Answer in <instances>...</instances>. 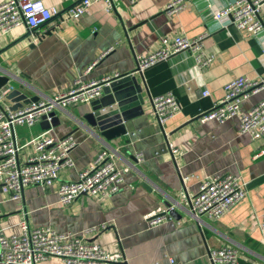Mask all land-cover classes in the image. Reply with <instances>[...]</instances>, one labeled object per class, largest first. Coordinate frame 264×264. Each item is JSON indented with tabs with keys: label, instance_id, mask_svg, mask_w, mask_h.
<instances>
[{
	"label": "crops",
	"instance_id": "crops-1",
	"mask_svg": "<svg viewBox=\"0 0 264 264\" xmlns=\"http://www.w3.org/2000/svg\"><path fill=\"white\" fill-rule=\"evenodd\" d=\"M43 1L59 9L58 15L30 39L0 53V73L9 74L14 87L38 100L67 91L78 78L91 81L129 73L142 88L141 98L126 110V134L109 142L86 124L83 116L91 111L90 103L81 100L57 110L56 124L48 119L17 126L20 142L44 131L71 136L76 142L70 152L73 165L61 168L50 185L27 187L17 198L0 186V228L6 235L19 234L22 223L81 233L109 253H121L124 261L115 264H170L168 257L185 264H212L208 251L223 245L239 250L241 264H264V180L258 181L264 179V153L256 157L264 149V137L240 133L236 116L224 122L199 118L224 97L230 80L242 75L264 79V35L259 42L235 26L220 28L212 17L214 9L235 0H184L185 6L173 13L166 10L170 0H111V9L106 0H96L79 18L67 16L65 10L82 0ZM28 30L22 24L0 32V50ZM203 33L207 35L199 51L211 56L208 67L198 69L193 53L186 50L136 70L139 56L158 50L162 37L195 38ZM206 90L208 95L203 94ZM166 93L176 97L179 109L161 125L152 100ZM262 98L264 87L245 99L242 108ZM0 104L12 106L6 98ZM104 147L120 166H128L120 191L105 198L83 194L62 203L61 183L76 180ZM33 152L32 145L24 147L20 160ZM226 172L247 183L246 196L221 218L198 221L189 212L190 196L200 179ZM169 206L176 210L173 219H147L152 211ZM101 224L105 228L93 229ZM37 264L63 262L52 256Z\"/></svg>",
	"mask_w": 264,
	"mask_h": 264
},
{
	"label": "built area",
	"instance_id": "built-area-1",
	"mask_svg": "<svg viewBox=\"0 0 264 264\" xmlns=\"http://www.w3.org/2000/svg\"><path fill=\"white\" fill-rule=\"evenodd\" d=\"M93 1L96 0H82L69 9L66 15L79 18ZM106 1L107 7L111 9L112 1ZM263 3L264 0H235L222 9H214L212 17L220 28L235 26L250 32L260 42L264 35V13L261 14ZM185 4L184 0H170L166 10L169 13L177 12ZM58 13L59 9L46 6L43 0H6L0 4V32L8 33L22 24L31 30L50 21ZM206 35L203 33L195 38L184 35L162 37L158 50L139 56L136 69L142 71L186 50L193 53L198 69L206 68L212 61L211 56L199 51ZM118 75L116 73L114 76ZM110 78L91 81L78 78L67 91L39 97L17 109L0 104V186L3 191L17 198L27 187L50 185L61 168L73 165L70 152L76 142L71 136L59 137L51 131H44L29 141L20 142L16 137V127L33 126L44 119L48 120L51 112H57L77 100L90 103L101 95L104 82ZM263 80L245 75L230 80L225 86L224 97L199 118L202 121L216 119L224 122L236 116L240 133H246L252 139L264 137V98L247 109L242 108L245 99L264 87L261 85ZM13 87L8 83L0 88V101ZM203 94L208 95L209 92L206 90ZM152 103L154 115L161 125L173 118L179 109L178 100L172 93L156 95ZM28 145L34 147V152L21 161L20 150ZM262 153L264 149L256 157ZM126 170L128 166H120L110 148L104 147L92 164L79 172L76 180L61 183L60 201L67 204L83 194L95 198L111 197L120 191ZM187 179L189 176L185 177ZM246 194L247 183L240 176L228 172L209 175L200 179L198 190L190 196L189 212L198 221L202 217L219 219ZM173 208H159L152 211L147 219L150 223L171 220L173 217L168 211ZM21 226V232L13 235H6L0 228V264H37L52 256L59 257L63 264H115L124 261L121 253H109L99 243L87 241L81 233L58 232L49 226L31 228L26 223ZM261 226L264 229V210ZM103 228V224L93 227L94 230ZM208 259L212 264H241L239 250L228 245L210 249ZM168 260L170 264H185L173 257H168Z\"/></svg>",
	"mask_w": 264,
	"mask_h": 264
},
{
	"label": "water",
	"instance_id": "water-1",
	"mask_svg": "<svg viewBox=\"0 0 264 264\" xmlns=\"http://www.w3.org/2000/svg\"><path fill=\"white\" fill-rule=\"evenodd\" d=\"M74 6H76V3L65 11H68ZM48 22L39 27L28 30L24 35L1 49L0 53L8 50L23 40L30 39L35 31L46 25ZM136 70L139 71L138 69ZM136 79L135 75L129 73H123L111 77L108 81L104 82L101 95L90 102L91 111L83 116L89 128H94L99 136L108 142L124 136L127 132L124 122L127 121L130 114L129 112H126V110H128L129 104L138 105L141 98L140 95L142 88L138 85ZM10 81L11 78L9 74L6 72L0 73V88L10 83ZM261 85H264V80L261 82ZM5 98L12 102V109H17L27 103L36 101V99L29 98L28 95L18 87H13ZM49 116L51 117L50 119L52 120V123L56 124L54 121L58 119L57 113L53 111ZM44 121H47V119H44L41 123ZM261 180L264 179H259L258 181ZM168 214L175 217L176 210L173 208L168 211Z\"/></svg>",
	"mask_w": 264,
	"mask_h": 264
}]
</instances>
